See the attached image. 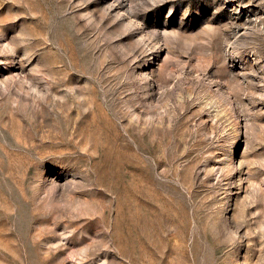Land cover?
<instances>
[{
  "label": "rangeland",
  "instance_id": "rangeland-1",
  "mask_svg": "<svg viewBox=\"0 0 264 264\" xmlns=\"http://www.w3.org/2000/svg\"><path fill=\"white\" fill-rule=\"evenodd\" d=\"M0 264H264V0H0Z\"/></svg>",
  "mask_w": 264,
  "mask_h": 264
}]
</instances>
